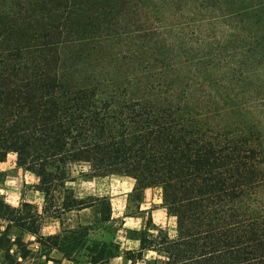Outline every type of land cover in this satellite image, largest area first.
Returning <instances> with one entry per match:
<instances>
[{
	"label": "trees",
	"instance_id": "trees-1",
	"mask_svg": "<svg viewBox=\"0 0 264 264\" xmlns=\"http://www.w3.org/2000/svg\"><path fill=\"white\" fill-rule=\"evenodd\" d=\"M9 153L43 206L0 196V250L25 259L27 232L87 264H264V0H0ZM73 165L133 178L137 201L160 189L175 235L148 216L120 227L137 248L105 238L110 201L77 196ZM92 206L94 223L41 233L43 216Z\"/></svg>",
	"mask_w": 264,
	"mask_h": 264
},
{
	"label": "rangeland",
	"instance_id": "rangeland-1",
	"mask_svg": "<svg viewBox=\"0 0 264 264\" xmlns=\"http://www.w3.org/2000/svg\"><path fill=\"white\" fill-rule=\"evenodd\" d=\"M85 170L84 165H73L71 167L72 180L68 182V185L74 189L79 197L95 195L105 196L109 199L111 217L106 225L110 226V232L104 233L105 238H115L122 249L137 248L138 241L128 239L123 229L141 228L148 216H151L156 224L168 227L170 232H173L174 220L166 214L162 205L160 189H145L141 200L137 201L130 197L135 183L133 178L118 174L89 177L82 174V171ZM37 183L38 179L32 172L18 165L16 154L9 153L6 159L0 162V196L11 205L18 206L21 202H29L37 206L38 210L42 212L43 194L37 190ZM13 197H15V204L10 202ZM95 220L96 208L93 206L80 211L70 210L57 217L45 215L42 218L41 233L46 236L50 233L56 234L66 228L94 223ZM129 221L136 226H130ZM4 225L5 222L0 220V227L3 228ZM121 226L123 229L120 228ZM102 233L100 230H92L90 236L100 238ZM29 236L34 237L27 232L22 236L30 250L25 259L19 255L15 245L6 242L3 246L4 249L0 250V264H48L49 261L51 264H87L88 259L82 251L75 252L71 259L56 249H53L46 256L42 251L44 246L38 243L36 239H27ZM130 245L134 246L130 247ZM34 248L35 250H33ZM112 262L120 264L122 258H114Z\"/></svg>",
	"mask_w": 264,
	"mask_h": 264
},
{
	"label": "clouds",
	"instance_id": "clouds-1",
	"mask_svg": "<svg viewBox=\"0 0 264 264\" xmlns=\"http://www.w3.org/2000/svg\"><path fill=\"white\" fill-rule=\"evenodd\" d=\"M10 202L13 203V204H15V197H13L12 200H11ZM172 219L175 220V217H173ZM137 223H138V222H137ZM128 224H129L130 226H132V227H135V226H136L135 224H132L131 221H129ZM2 230H3V228L0 227V231H2ZM50 234H51V233H50ZM170 235H175V233L172 232V233H170ZM12 239L14 240L15 237H12ZM27 239H35V237L29 236V237H27ZM132 246H134V245H130V247H132ZM33 250H35V248H34ZM148 256H149V257H155V256H156V253H155V252H149V253H148ZM18 259H19V257H18ZM117 261H118V259H117ZM48 264H51V261H49ZM129 264H131V262H129Z\"/></svg>",
	"mask_w": 264,
	"mask_h": 264
},
{
	"label": "crops",
	"instance_id": "crops-1",
	"mask_svg": "<svg viewBox=\"0 0 264 264\" xmlns=\"http://www.w3.org/2000/svg\"><path fill=\"white\" fill-rule=\"evenodd\" d=\"M57 250V249H56ZM62 253V252H61Z\"/></svg>",
	"mask_w": 264,
	"mask_h": 264
}]
</instances>
